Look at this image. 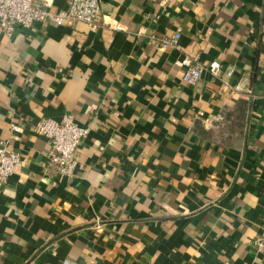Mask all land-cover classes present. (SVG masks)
<instances>
[{
    "label": "crops",
    "instance_id": "obj_1",
    "mask_svg": "<svg viewBox=\"0 0 264 264\" xmlns=\"http://www.w3.org/2000/svg\"><path fill=\"white\" fill-rule=\"evenodd\" d=\"M100 8L95 30L0 32V141L20 154L0 188V264H264V0ZM174 33L178 49L160 44ZM66 114L88 128L70 177L34 130Z\"/></svg>",
    "mask_w": 264,
    "mask_h": 264
},
{
    "label": "built area",
    "instance_id": "obj_2",
    "mask_svg": "<svg viewBox=\"0 0 264 264\" xmlns=\"http://www.w3.org/2000/svg\"><path fill=\"white\" fill-rule=\"evenodd\" d=\"M101 0H68L67 7L53 9V0H0V32L10 34L16 25L29 27L35 22H52L56 26L71 24L76 21L84 22L90 29L95 30L104 25L100 8ZM120 28L119 24L114 25ZM179 33H174L171 38H161L162 46L179 48ZM177 64L186 68L182 79L187 83H195L201 76L202 66L194 62V58L185 56ZM207 70L214 76L221 71V63L211 61ZM231 69L225 70V75L230 76ZM13 130L19 127L13 125ZM34 130L47 138L50 149L48 158L58 172L63 176H72L76 168L75 151L81 141L87 136L88 128L79 125L71 114L64 115L60 120L42 118L34 125ZM20 161L18 151L8 146V142L0 141V188L13 174ZM264 232L255 240L256 245H262ZM28 264H38L30 260Z\"/></svg>",
    "mask_w": 264,
    "mask_h": 264
}]
</instances>
